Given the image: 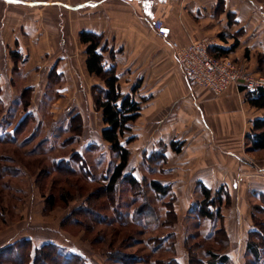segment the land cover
I'll return each mask as SVG.
<instances>
[{"label":"rangeland","instance_id":"rangeland-1","mask_svg":"<svg viewBox=\"0 0 264 264\" xmlns=\"http://www.w3.org/2000/svg\"><path fill=\"white\" fill-rule=\"evenodd\" d=\"M4 42L0 40V137L5 139L0 143V264L23 259V247L10 246L25 239L32 241V252L54 243L77 254L80 259L71 264H204L208 250L228 254V264H264V251L257 260L247 247L249 240L264 247V197L251 196L247 216L235 212L230 194V205L222 207L223 216L214 222L201 221L193 212L202 199L198 184L164 180L174 199L158 197L149 182L169 178L160 173L168 165L167 155L161 159L168 147L160 142L143 153L145 142L135 135L139 120L127 134L136 137L128 145L126 174L140 183L134 189L123 179L114 194L106 193L107 179L120 159L102 138L107 124L95 89L104 82L83 71L87 47H81L77 36H21ZM103 48L110 58L112 50ZM253 55L261 72L229 57L264 76V53L257 49ZM121 86L124 93L132 92L125 80ZM256 153L264 158V150ZM7 166L14 176L3 173ZM170 209L173 219L166 223ZM254 228L257 233H251ZM53 250L42 253L44 260L38 263L64 264Z\"/></svg>","mask_w":264,"mask_h":264},{"label":"crops","instance_id":"crops-1","mask_svg":"<svg viewBox=\"0 0 264 264\" xmlns=\"http://www.w3.org/2000/svg\"><path fill=\"white\" fill-rule=\"evenodd\" d=\"M154 20L164 22L168 39L153 29ZM85 32L102 36L101 47L115 53L120 82L137 86L134 97L142 110L135 135L145 142L143 153L160 142L168 147L169 178L162 181L202 182L213 191L224 186L235 212L250 216L251 196L264 193V158L247 151L245 144L264 110L251 105L238 86L220 97L194 88L170 41L188 44L206 38L209 50H228L237 42L229 56L259 72L253 52L264 53L263 0H0L2 42L21 36H77L87 47L81 41ZM83 50V71L88 72ZM103 53L113 63L108 51ZM172 142L183 143L180 152L172 150Z\"/></svg>","mask_w":264,"mask_h":264},{"label":"trees","instance_id":"trees-1","mask_svg":"<svg viewBox=\"0 0 264 264\" xmlns=\"http://www.w3.org/2000/svg\"><path fill=\"white\" fill-rule=\"evenodd\" d=\"M81 41L87 44L86 65L88 72L91 75L100 77L104 82V86H97L96 89H98V92H96L95 89L97 107L102 112L104 123L107 124V126L102 130V138L111 145L112 151L117 153L120 159L117 165L114 167L111 175L107 179L108 182L105 187L106 193L108 195L114 194L118 188L120 181L123 179H125L134 189H136L140 181L133 175L126 174V171L129 167L131 157V150L128 145L132 141H134L136 137L135 135L127 137V134L132 130V123L138 119L142 110V102L137 101L134 97V94L137 91V86L135 85L133 87L131 93H123L120 76L117 73L116 65L113 62L115 59V53L113 51L110 53V59L113 63H109L108 61H106V57L103 53L104 48L101 47L102 36L85 32L81 34ZM237 44L238 43L236 42L233 47L228 50L221 47H215L213 49H210V52L217 57L229 56L230 51H232L237 46ZM13 57L17 58L18 55L16 53H13ZM247 97L251 105L264 110V88H259L253 92H247ZM24 120L25 118L21 122H23ZM18 130L19 125L14 130L15 133H17ZM124 138L126 139L123 140ZM4 140L5 139L3 137H0V143L5 142ZM245 145L247 151L249 152H258L264 150V116L254 120L253 129L251 133L247 135ZM170 146L173 151L180 152L183 143L172 142ZM161 159L163 161L166 159L164 152L163 154H161ZM3 169V173H6L9 176L15 175L14 171L9 173L10 171H8V166L6 168L4 167ZM160 173L168 176L169 172L166 169L161 168ZM149 185L158 197L165 198L169 196L171 200L174 199V191L171 188V184H166L160 179H151ZM198 186L202 194V199L199 202L197 201L195 203L193 212L197 213L198 219H200L201 221H218L220 217L223 216L221 210L222 207L230 205L231 203L230 192L224 186H222L215 192H213L212 189L208 188L202 182H199ZM260 197H264V193L261 194ZM49 201L53 203L50 198ZM63 201L68 202L69 199L65 198V200ZM50 202L49 204H51ZM214 206H216L217 209H214ZM261 208L264 209V207ZM261 208L259 206H256V209L258 210H260ZM173 214V209H170L167 212L166 215L168 219L166 223H171V219L173 218L169 217H172ZM136 216L137 215L135 214L134 217ZM254 217L256 219L257 215L254 214ZM166 223L164 225H166ZM257 230L258 228H254L251 233H257ZM10 247L12 248V250L20 247H23V249L25 250V257L23 259H19L18 261L15 260L18 257L12 258V261L15 262V264H39L38 262L42 260L41 254L45 253V255H49V252L53 249H56L55 254L57 258H62L64 264H71L72 262H77V259H80V257L75 253L63 252V250L54 243H45L39 247H35L34 252H32V241L30 239H25L21 242L19 241L15 243L14 246ZM10 247H8L6 250L11 249ZM247 247L249 252L254 256L255 259H260V257L262 256V251H264V247L253 240L248 241ZM57 248H59V250H57ZM47 249L49 250V252ZM207 254L210 257L209 261L207 262L208 264L231 263V258L228 254L221 255L214 252L213 250H208ZM53 262H56V260H54ZM45 264L49 263L46 261ZM169 264L175 263L173 260H171Z\"/></svg>","mask_w":264,"mask_h":264},{"label":"built area","instance_id":"built-area-1","mask_svg":"<svg viewBox=\"0 0 264 264\" xmlns=\"http://www.w3.org/2000/svg\"><path fill=\"white\" fill-rule=\"evenodd\" d=\"M153 29L162 37L168 39V32L162 20H154ZM178 64L194 88H206L215 97L222 96L232 86L253 92L264 88V76L250 72L243 64L229 56L217 57L209 47V39L191 41L181 44L170 41Z\"/></svg>","mask_w":264,"mask_h":264}]
</instances>
